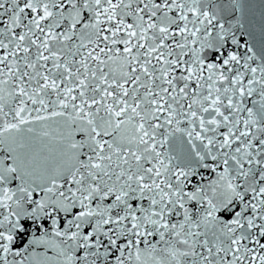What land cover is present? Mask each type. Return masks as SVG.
Instances as JSON below:
<instances>
[{"label":"snow or ice","instance_id":"obj_1","mask_svg":"<svg viewBox=\"0 0 264 264\" xmlns=\"http://www.w3.org/2000/svg\"><path fill=\"white\" fill-rule=\"evenodd\" d=\"M0 264H264V0H0Z\"/></svg>","mask_w":264,"mask_h":264}]
</instances>
